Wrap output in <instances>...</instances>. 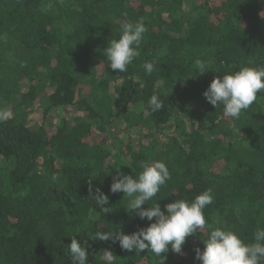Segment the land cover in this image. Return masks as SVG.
<instances>
[{
  "label": "trees",
  "instance_id": "trees-1",
  "mask_svg": "<svg viewBox=\"0 0 264 264\" xmlns=\"http://www.w3.org/2000/svg\"><path fill=\"white\" fill-rule=\"evenodd\" d=\"M140 19V56L123 73L109 69L107 41ZM197 58L209 72L195 71ZM145 61L155 63L150 75ZM261 65L264 0H0V108L12 112L0 123V264H72L77 230L88 264H103L102 250L115 264H156L147 250L89 238L148 226L109 190L118 170L134 177L141 161H163L171 173L149 205L163 211L211 189L206 222L252 242L264 227V92L235 120L202 93L214 77ZM153 94L164 102L157 112L147 105ZM120 129L132 134L114 140ZM89 181L108 204L95 205ZM207 231L187 237L182 254L162 253L165 264H199L194 249Z\"/></svg>",
  "mask_w": 264,
  "mask_h": 264
},
{
  "label": "clouds",
  "instance_id": "clouds-1",
  "mask_svg": "<svg viewBox=\"0 0 264 264\" xmlns=\"http://www.w3.org/2000/svg\"><path fill=\"white\" fill-rule=\"evenodd\" d=\"M118 32V38L107 41L103 57L109 69L123 73L140 56L147 27L142 19L128 21L121 23ZM142 68L150 75L155 70V63L145 61ZM193 68L199 75L210 71L209 64L199 58L193 61ZM261 92H264V65L240 66L237 71L214 77L202 95L213 107H222L225 117L235 120L257 100V94ZM147 105L152 112H157L164 107V102L158 95L153 94ZM11 116L10 110L0 108V123L8 121ZM139 168L141 170L134 177L118 170L112 176L109 190L112 194L123 193L127 212H135L140 220L149 221L148 226L138 228L131 234L113 230L100 231L88 235L90 239H99L102 242L111 240L128 252L140 253L147 250L156 258V264H165L166 256H162V253L167 254L171 250L173 253L182 254L186 238L195 236L198 229H207L206 238L200 239L203 249H194V259L199 264H264V227L257 226L252 242L245 243L235 231L217 226L219 221L215 224L207 223L204 209L213 202L211 189L200 192L191 202L175 199L174 202L166 204L163 211L157 201L149 205L161 187L171 179V173L167 165L159 160L151 163L141 161ZM52 179L55 180L56 177L53 176ZM88 191L95 205L109 203L108 196L99 188L93 190L90 181ZM142 205L149 207L142 208ZM110 208L102 207L101 212L108 213ZM91 212L97 215L94 208ZM80 233L77 230L76 235L70 236L71 243L67 245V256L72 264H88V242L75 238ZM98 256L103 264H115L117 260L109 250H102Z\"/></svg>",
  "mask_w": 264,
  "mask_h": 264
},
{
  "label": "rangeland",
  "instance_id": "rangeland-1",
  "mask_svg": "<svg viewBox=\"0 0 264 264\" xmlns=\"http://www.w3.org/2000/svg\"><path fill=\"white\" fill-rule=\"evenodd\" d=\"M40 112H42V111H40V110L37 109V107H36V109L34 110V113H33V115H32L33 120H35V121H37V122L40 121V118L42 117V115L40 114ZM11 113H12V112H11ZM59 115H61L62 117L64 116V114H62V112H59ZM67 118H68V117H67ZM68 119H69V118H68ZM50 120H51V122H52L53 124H57V122L59 121V117H55V116H53V113H52V114H50ZM39 123H40V122H39ZM113 130H114V129H112V131H113ZM115 131H116V130H115ZM113 134H114L113 138H114V137H117V138H121L122 140H126V139L128 138V136L131 135L132 133L120 129L119 131H116V132L113 133ZM114 140H115V138H114Z\"/></svg>",
  "mask_w": 264,
  "mask_h": 264
}]
</instances>
